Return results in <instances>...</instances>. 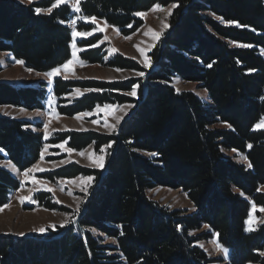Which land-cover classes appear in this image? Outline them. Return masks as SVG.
Wrapping results in <instances>:
<instances>
[{"label": "trees", "instance_id": "16d2710c", "mask_svg": "<svg viewBox=\"0 0 264 264\" xmlns=\"http://www.w3.org/2000/svg\"><path fill=\"white\" fill-rule=\"evenodd\" d=\"M53 3L0 0V52L37 73L64 65L71 58V7L61 4L48 13L34 11ZM172 4L179 6L172 12L162 44L151 53L155 69L148 74L145 92L139 79L54 81L61 116L90 113L97 106L136 104L118 134L71 131L46 141L41 133L26 129L28 122L0 116V161L7 159L22 171L40 159L45 144L66 142L80 152L93 144L99 150L114 141L104 172L70 164L42 175L48 181L93 175L96 185L76 224L54 237L41 242L1 236L0 264L223 262L209 260L197 246L212 236L231 250L226 264H264L260 254L264 225L246 232L251 203L264 208L260 191L264 130L255 127L264 119V0H83L79 7L81 16L103 20L128 36L143 25L135 13ZM93 28L83 23L77 27L80 32ZM101 40L95 36L78 41L85 64H104V47L91 46ZM107 66L146 72L121 55ZM175 77L198 83L209 102L193 92L177 91L172 85ZM134 84L139 85L138 99L122 94ZM76 88L91 92L65 106L63 97ZM47 95L45 83L43 89L0 83V106L43 110ZM218 122L226 128H213ZM225 150L242 154L252 167L236 163ZM20 187L21 182L0 167V209ZM157 187L183 191L194 212L160 208L148 196ZM47 198L44 193L34 195L38 206L57 209ZM204 225H208L205 234L192 235ZM92 230L114 239L116 245H103Z\"/></svg>", "mask_w": 264, "mask_h": 264}, {"label": "rangeland", "instance_id": "374dc122", "mask_svg": "<svg viewBox=\"0 0 264 264\" xmlns=\"http://www.w3.org/2000/svg\"><path fill=\"white\" fill-rule=\"evenodd\" d=\"M25 5H31L42 0H15ZM83 0H80V3ZM73 12V17L69 22L72 28V32L75 29L76 32H80L77 27L81 23L86 25H93L92 35L83 37H73L71 43V58L64 64L67 67L58 66L44 73H37L28 70L24 65L17 63L13 57L7 52H0V83L6 82L13 84L17 87H32L37 89H43L44 83L47 85L48 95L43 101L45 109L29 110L24 107H16L12 105L0 106V116L10 117L17 119L18 121L28 122L26 129L41 133L45 136L44 125L48 124L46 141H50L56 137L58 133L63 132H97L107 136L118 134L123 123L128 117L135 112L136 104L129 103L123 105H107L109 108L99 106L100 111H97V107L90 115L85 116L84 113L77 114L75 116H61L58 113V100L53 94L54 81L56 78H62L63 80L70 81H102V82H125L129 80L139 79L143 85V92H145V84L147 83V77L150 72L155 69V63L151 59V53L162 44L165 33L170 28V17L173 10L170 6L162 7L164 10L153 11L152 9L145 13L144 16H139L143 20V25L134 33L123 36L116 28L109 26L103 20L96 18V23L85 21L80 12L73 11V7L76 5V0H68L67 3ZM61 5V4H60ZM171 11V15H169ZM45 13H48L45 11ZM73 21L75 23H73ZM165 25L167 27H165ZM99 29H103L100 31ZM85 32V31H81ZM95 36H100L102 40L96 47H104L105 59L104 64H85L80 57V53L83 49L78 46V41L81 39H88ZM127 37V38H126ZM75 44V49L72 45ZM75 51V55L73 52ZM264 56V50L261 51ZM121 55L126 59H130L140 65V67L146 70L143 77L138 76L137 71L129 69H119L107 66L115 56ZM147 57L151 66L144 67V60ZM71 61V63H69ZM60 68V72L53 77H49L46 74ZM172 85L177 91H188L197 94L206 103L209 102L207 92L200 88L198 83L189 82L182 78L175 77L172 80ZM51 89V91H49ZM138 90L136 96L128 95L127 92L122 94L127 97L138 99ZM91 91L76 88L70 94L63 97L66 101L65 106L73 105L74 102L82 98L84 95L89 94ZM53 101L51 107L49 106V99ZM119 118V123H117ZM37 127L36 125H39ZM111 126V127H110ZM215 129H224L225 125L216 123L213 125ZM257 130H264V127L256 128ZM51 145V144H49ZM112 147L106 148L105 153H100L96 149L95 145H90L85 150L77 152L72 151L69 153L65 143V148L49 147L47 151H42L43 160L39 159L34 165L28 169L39 168L43 171L34 170L29 173V176L25 178L22 170H19L13 163L7 159L0 161V167L5 168L15 178H17L23 187L17 191L11 193L9 202L6 206L0 209V237L7 236L15 239L25 238H37L42 242L44 239L54 237L60 233V230L72 227L80 219L85 211V207L89 201V197L94 191L96 185L95 176H77L73 179H61L57 181H48L43 178V174L56 171L60 168L66 167L70 164H78L91 170H98L104 172L108 165ZM83 153V155H81ZM224 154L233 159L238 164L248 165L246 159H242V154L233 151L225 150ZM103 157L102 166H98L100 158ZM27 169V170H28ZM88 177H92V180H88ZM51 188L52 191H45L44 189ZM260 191L264 193V186L260 188ZM38 193L47 194V201L55 205L57 209L52 210L47 207L38 206L37 201L34 199V195ZM148 196L152 201L157 203L160 208L166 209L169 212H179L184 214H192L194 212L193 204L188 200L186 194L177 189L157 187L148 191ZM31 198V200L27 198ZM21 198H25L21 203ZM253 202L246 221V229L251 226L253 229H257L261 225H264V211L260 209L256 204V211L253 212ZM79 209V211H77ZM74 221V223H72ZM251 221V224L247 223ZM64 224L65 227L60 225ZM52 226H55L53 228ZM40 229H45L42 233ZM206 227L203 230L194 232V236L205 234ZM249 232V231H246ZM96 238L102 239L103 245L115 246L116 241L108 238L106 235L100 233L97 230L91 232ZM23 234V235H21ZM219 245V247H218ZM197 246L205 252L207 258L212 261L221 260L223 262H216L215 264H226L231 257V250L221 246L218 242L217 236H212L211 239H205L199 241ZM227 249V254L221 250ZM264 252V251H263ZM264 258V255H261ZM226 260V261H225Z\"/></svg>", "mask_w": 264, "mask_h": 264}, {"label": "snow or ice", "instance_id": "6c2138e0", "mask_svg": "<svg viewBox=\"0 0 264 264\" xmlns=\"http://www.w3.org/2000/svg\"><path fill=\"white\" fill-rule=\"evenodd\" d=\"M30 2H31V0H30ZM67 2H68V0H54V3L51 5V7L47 8V9H41V8L37 7V8L34 9V11H35L36 14H40L42 11L51 12L53 8L59 6L60 4L67 3ZM79 4H80V0H76V5L73 7V11H75V12H77V13L80 12ZM178 6H179L178 4H172V5H171V8H175V7H178ZM152 10H153V11H157V10H161V11H163L164 9L162 8L161 5H156ZM135 15H139V16L142 17V16L145 15V13H135ZM169 15H171V11H169ZM83 19H84L85 21H90L91 23H96V18H95V17H84ZM73 23H75V22L73 21ZM165 27H167V26L165 25ZM99 30H100V31H103V29H99ZM93 31H95V30H93ZM72 35H73L74 38H75L76 36H78V35H79V36H83V37H87V36L92 35V32H88V31H85V32H76L75 29H74L73 32H72ZM126 38H127V37H126ZM91 46L95 47V46H97V45H96V44H93V45H91ZM240 46H242V47H251V45H240ZM72 47H73V49H75V47H76L75 44H73ZM73 55H75V51L73 52ZM17 63L22 64L23 61H17ZM69 63H71V61H69ZM150 66H151V62H150V60H149L147 57H145V60H144V67H145V68H148V67H150ZM64 67H67V65H64ZM209 67H211V65H209ZM59 72H60V68H57V69H55L54 71H52V72H50V73H47L46 75L49 76V77H53V76H55V75H56L57 73H59ZM137 75L143 77V76L145 75V73H143V72H139V73H137ZM138 87H139L138 84H134V85H132V86H131V91L128 92L127 94H128V95H131V96H136L137 88H138ZM49 91H51V89H49ZM48 103H49V106L51 107V104L53 103V101L51 100V98L49 99ZM104 107H105L106 109L109 108V106H107V105H105ZM97 111H100V107H99V106H97ZM84 115L87 116V115H90V113H84ZM116 122L119 123V118H117V121H116ZM110 127H111V126H110ZM255 127H256V128L264 127V119H261V121L255 125ZM47 129H48V124H45V125H44V131H45L44 139H45V140L48 139V136H47ZM65 143H66V142H61V143H59V144H51V145H49V144H45L44 149H45V151H47V149H48L49 147H55V148L64 149V148H65ZM112 143H114V141H113V142H109L108 144H106V145L100 147L99 152H100V153H105L106 148H110V147L112 146ZM250 147H251V145H249V148H250ZM66 150H67L69 153H71V152L73 151V149H71V148H67ZM81 155H83V153H81ZM150 155L155 156V155H157V154H156V153H151ZM43 158H44V157H43V153H41V155H40V159L43 160ZM242 159H246V157H242ZM102 164H103V157L100 158V163L98 164V166H102ZM248 167L251 168L252 165L249 163V164H248ZM34 170L43 171V169H39V168L28 169V170H25V171L23 172V176H24L25 178H27V177L29 176V173L32 172V171H34ZM92 179H93L92 177H88V180H92ZM22 187H23V184L21 185V188H22ZM44 190H45V191H49V192L52 191L51 188H47V189H44ZM24 199H25V198H21V203H23ZM27 199L31 200L30 197L27 198ZM260 210H261V211H264V208H261ZM77 211H79V209H77ZM252 211H253V212L256 211V205H255V204H253ZM72 223H74V221H73ZM247 223H249V225H250V224H251V221H248ZM60 226H61V227H65L66 225L61 224ZM52 227L55 228V226H52ZM179 227H180V226L178 225V229H179ZM204 227L207 228L208 225H204ZM253 230H254V229L251 228V226H249V227L246 229V231H253ZM40 231L43 233V232L45 231V229H40ZM121 234H123V233H121ZM21 235H23V234H21ZM218 247H219V245H218ZM221 250L225 253V255L227 254V249H221ZM260 254H261V255H264V252H261Z\"/></svg>", "mask_w": 264, "mask_h": 264}]
</instances>
